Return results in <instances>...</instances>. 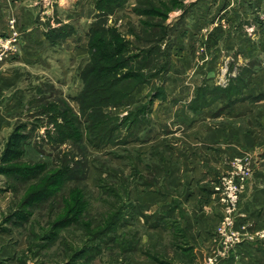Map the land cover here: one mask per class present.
Here are the masks:
<instances>
[{"label": "rangeland", "instance_id": "374dc122", "mask_svg": "<svg viewBox=\"0 0 264 264\" xmlns=\"http://www.w3.org/2000/svg\"><path fill=\"white\" fill-rule=\"evenodd\" d=\"M134 2L131 0L126 8L108 19V24L115 25L126 36L138 21V16L130 10ZM180 3L168 12L167 23L173 31L169 70L163 81L167 98L153 105L152 128L148 129L152 131L145 141L134 142L126 149L88 148L84 156L88 162L87 175L83 182L74 185L84 189V196L86 193L89 221L86 228L71 225L74 229H54L52 223L61 216L66 201L62 202V198L36 206L23 204L28 220L19 226L4 225L3 216L12 205L19 207L31 185L17 181L14 190L9 187L7 177L0 174V223L6 228L0 232V246L17 251L18 263L21 260L23 264L65 263L69 247L81 246L87 232L94 234L100 230L106 214L118 213L125 207L123 213L132 211L133 215L127 219L128 224L115 230L120 236L118 244L113 241L96 255L95 261L88 259V264H139L135 258L139 253L131 256L134 262L130 259L129 250L136 247L147 252L151 260L187 264L190 251L177 247L187 239L175 237L172 229L148 227L144 216H151V211L159 209L190 216V209L199 207L200 198L207 197L205 201L217 206L214 212L220 214V221L227 218L224 224L215 226L213 240L224 239L217 233L219 226H224L234 238H240L218 264H264V182L261 181L264 178V0H181ZM94 13L93 0H0V156L14 127L23 124L31 138L23 147L22 163L53 162L50 154L56 152L50 145H45L43 152L35 147L44 137L46 118L43 125L41 121L35 125L36 109L30 107L39 98L37 88L47 91L55 86L70 98L71 106L77 111V103L71 98L81 87L78 72L87 58L86 30ZM49 27H60L70 33L55 38L58 41L52 46L45 36ZM240 67L251 70L244 89L245 96L250 98L245 97L220 111V102L195 112L188 108L197 86L206 83L224 87ZM156 82L159 83L158 79ZM149 90L146 84L138 85L131 100L109 111L125 115L133 108L134 101L143 99ZM69 150L64 145L59 154ZM72 152L75 160L82 158L80 150ZM245 156L250 158L252 174L238 192L233 190L238 181L236 166ZM66 192L62 191V196ZM229 195L237 198L235 203ZM194 196H199L195 203ZM49 231H56V242L43 240L42 236ZM130 242L131 248L122 251Z\"/></svg>", "mask_w": 264, "mask_h": 264}, {"label": "trees", "instance_id": "16d2710c", "mask_svg": "<svg viewBox=\"0 0 264 264\" xmlns=\"http://www.w3.org/2000/svg\"><path fill=\"white\" fill-rule=\"evenodd\" d=\"M130 1L93 0L95 13L86 30L87 58L78 72L81 87L71 98L77 103V111L71 106L70 98L56 90L55 86L49 87L47 91L41 88L36 90L39 98L30 108L36 109L33 116L37 123L35 125L40 121L43 125V118H46L44 121L47 128L41 143H36L35 147L43 152L44 146L50 145L52 151L56 152L50 154L53 162H37L31 165L22 163L23 147L31 138L30 133L25 132V125H16L8 136L0 156V174L7 177L9 187L14 190L17 181L31 186L27 187V196L19 207L12 205L7 215L3 216L4 225L17 223L15 225L19 226L28 220L23 204L36 206L62 198V202L66 201L63 202L61 216L52 223L55 225L54 229L70 228L71 225L86 228L89 222L86 215V193L84 196V189L74 184L83 182L87 175L88 162L84 156L87 155L88 148L105 151L112 146L126 149L134 142L145 141L147 134L152 131L148 129L149 126L152 128L153 105L155 101L164 102L167 98L163 81L169 70V43L173 31L172 25L167 23L168 12L179 7L181 0H134L130 10L138 16V21L133 30L126 32V36L115 25L108 24V19L116 11L126 8ZM60 27H49L45 32L52 46L58 41L55 38H64L70 33V30ZM250 78L251 70L240 67L224 87L202 83L195 88L188 108L195 112L220 102V111L244 100L245 97L250 98L244 94ZM156 79L159 83L154 84ZM140 84L148 85L150 90L143 99L134 101L132 109L123 116L109 111L111 108L123 107L133 98L134 91ZM64 145L70 150L59 154ZM73 150H80L82 158L75 160ZM62 191L67 192L62 196ZM127 207L131 210L129 202ZM124 208L118 213L106 214L100 230L94 234L87 232L88 237L81 246L75 249L69 247V257L63 264H88L87 262L97 259L96 255L113 244V241L117 245V237L120 236L115 234V230L118 226L128 224L127 219L133 215L132 211L131 214L123 213ZM170 217L167 212L158 210L151 216H144V219L148 227L172 229L175 237L185 240L183 230ZM150 219L152 222H148ZM4 225L0 223V232L6 229ZM56 235V231H49L42 237L44 241L52 243L56 242ZM184 244L188 248L186 242L179 243L177 247L182 249L181 245ZM131 246L130 242L127 247H122V251L129 250ZM187 248L185 250L190 251V247ZM185 250L182 249L184 252ZM19 263L23 264L22 260Z\"/></svg>", "mask_w": 264, "mask_h": 264}, {"label": "crops", "instance_id": "0c3cea01", "mask_svg": "<svg viewBox=\"0 0 264 264\" xmlns=\"http://www.w3.org/2000/svg\"><path fill=\"white\" fill-rule=\"evenodd\" d=\"M156 102L162 103L160 101H155V103ZM153 111H154V108H153ZM218 170H219V167H218ZM261 181L263 183L264 178H262ZM254 184L255 186H257L255 181H254ZM246 196L247 195H245L244 197L246 198ZM198 199H199V196L195 197L194 203L197 202ZM200 199L202 201L201 202L202 204L199 207L194 206L193 209H190L191 210L190 216L185 215L186 218L184 214H182L181 216L177 214L178 211L175 212V214L174 213L170 214L173 211H170L169 213L167 212V215L171 216L172 218L175 216L173 219H175L177 223L179 224V226H181V229L183 230V235L187 239L186 243L188 245V248L190 247V253H191L190 261L187 264H205L204 256H206V259L209 256L216 257L218 258V263H220L222 259L227 257V255L223 257L219 253L220 252V241L216 242L215 239L213 240L214 238L213 233H215V226L220 222V214L214 212L217 206L214 205L212 201H211V204H209L210 202L208 203V201H205L207 200V197L205 200L203 198H200ZM212 204L213 206H215L213 207L214 209L211 208ZM160 210L161 209H159V211ZM155 211L156 210H153V212L151 211V213L153 214ZM156 229L161 230L162 228L158 227ZM0 247H1L0 248V264H19L17 262L18 258L16 256L17 251L15 250L12 251V249L9 246H0ZM181 247L183 250L187 248L185 245L183 246L181 245ZM216 250H218V254L216 253L214 254ZM134 253H139L140 255V256L135 257L137 258L136 260L139 262V264H171L167 262L161 263L156 260L149 259L146 256V254L140 250L139 247L130 251L131 262H134L131 258V256L134 255Z\"/></svg>", "mask_w": 264, "mask_h": 264}, {"label": "built area", "instance_id": "2783aa9c", "mask_svg": "<svg viewBox=\"0 0 264 264\" xmlns=\"http://www.w3.org/2000/svg\"><path fill=\"white\" fill-rule=\"evenodd\" d=\"M241 164L239 166H236L237 168V172H238V181L237 183L234 185L233 190H238V192L240 191V188L242 189L247 180L249 179V177L252 174V165H251V161L249 156H245V159L240 160ZM230 196V195H229ZM230 198L232 199L233 203L236 202L235 196L232 195L230 196ZM234 205V204H232ZM227 218H223L222 222L220 221L219 223L224 224L225 220ZM217 233L220 234V236L224 237V239L222 241H220V255L221 256H226L227 255V251L230 249V247L232 246V244L236 242H239L240 238L235 237L233 235H229L226 232V228L224 226H219ZM205 264H218V258L213 257V256H209L206 261Z\"/></svg>", "mask_w": 264, "mask_h": 264}]
</instances>
